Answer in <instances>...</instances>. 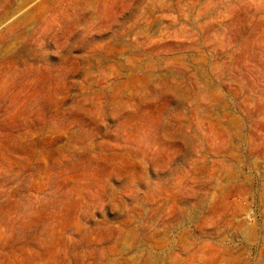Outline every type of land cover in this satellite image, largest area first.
I'll use <instances>...</instances> for the list:
<instances>
[{"label": "rangeland", "instance_id": "rangeland-1", "mask_svg": "<svg viewBox=\"0 0 264 264\" xmlns=\"http://www.w3.org/2000/svg\"><path fill=\"white\" fill-rule=\"evenodd\" d=\"M0 264H264V0H0Z\"/></svg>", "mask_w": 264, "mask_h": 264}]
</instances>
